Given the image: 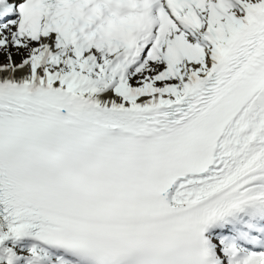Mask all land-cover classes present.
<instances>
[{
	"label": "snow or ice",
	"instance_id": "6c2138e0",
	"mask_svg": "<svg viewBox=\"0 0 264 264\" xmlns=\"http://www.w3.org/2000/svg\"><path fill=\"white\" fill-rule=\"evenodd\" d=\"M0 49V264H264V0H0Z\"/></svg>",
	"mask_w": 264,
	"mask_h": 264
},
{
	"label": "rangeland",
	"instance_id": "374dc122",
	"mask_svg": "<svg viewBox=\"0 0 264 264\" xmlns=\"http://www.w3.org/2000/svg\"><path fill=\"white\" fill-rule=\"evenodd\" d=\"M9 51L12 53L13 60L19 62L21 60V52L17 51L15 47H11ZM7 59V52L0 49V63L5 62Z\"/></svg>",
	"mask_w": 264,
	"mask_h": 264
},
{
	"label": "bare ground",
	"instance_id": "6f19581e",
	"mask_svg": "<svg viewBox=\"0 0 264 264\" xmlns=\"http://www.w3.org/2000/svg\"><path fill=\"white\" fill-rule=\"evenodd\" d=\"M19 74V73H18Z\"/></svg>",
	"mask_w": 264,
	"mask_h": 264
}]
</instances>
